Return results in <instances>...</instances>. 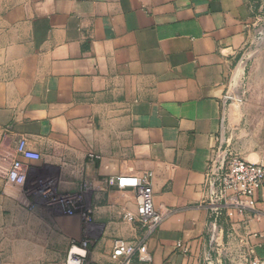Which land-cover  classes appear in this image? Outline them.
Instances as JSON below:
<instances>
[{"label":"crops","instance_id":"obj_1","mask_svg":"<svg viewBox=\"0 0 264 264\" xmlns=\"http://www.w3.org/2000/svg\"><path fill=\"white\" fill-rule=\"evenodd\" d=\"M261 13L264 0H0V264H67L83 242L87 264H123L117 238L152 255L130 264H235L241 245L264 258V182L216 219L205 186L219 151L264 165ZM22 136L41 158H21L17 184ZM150 173L165 217L149 234L135 190L109 178Z\"/></svg>","mask_w":264,"mask_h":264},{"label":"built area","instance_id":"obj_2","mask_svg":"<svg viewBox=\"0 0 264 264\" xmlns=\"http://www.w3.org/2000/svg\"><path fill=\"white\" fill-rule=\"evenodd\" d=\"M260 17L263 18L264 13H261ZM10 157H12L11 167L5 172V177L10 182L24 184L27 176L21 158L40 159L41 154L32 150L27 138L22 136L18 139ZM90 157L99 158L96 154H91ZM152 175L150 173L146 178L137 175L109 178L110 184L129 186L135 190L138 199V220L149 234L159 226L165 217V212L157 209L154 204ZM263 182V164L246 161L231 152L219 151L208 163L205 174L206 201L215 219L229 205H234L239 209L245 208L247 199L261 187ZM125 217L128 220L132 219L129 215H125ZM87 247V242L73 244L67 256V264H87ZM136 254L141 261H152V255L145 243L136 246L122 238L114 240V259L124 258L123 264H130L132 256ZM235 264H264V258L257 256L251 248L241 245Z\"/></svg>","mask_w":264,"mask_h":264}]
</instances>
